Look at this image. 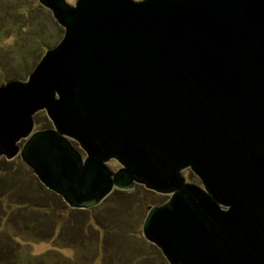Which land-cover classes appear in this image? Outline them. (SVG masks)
Returning <instances> with one entry per match:
<instances>
[{"label":"water","instance_id":"water-1","mask_svg":"<svg viewBox=\"0 0 264 264\" xmlns=\"http://www.w3.org/2000/svg\"><path fill=\"white\" fill-rule=\"evenodd\" d=\"M37 1L64 33L0 85V158L73 209L168 195L141 226L168 264H264V0Z\"/></svg>","mask_w":264,"mask_h":264},{"label":"rangeland","instance_id":"rangeland-1","mask_svg":"<svg viewBox=\"0 0 264 264\" xmlns=\"http://www.w3.org/2000/svg\"><path fill=\"white\" fill-rule=\"evenodd\" d=\"M18 1L21 8L24 5L23 9L28 11L23 16L28 19L26 21L17 16V20H22L19 27L0 25V85L15 80L13 77L16 75L19 77L16 79L25 80L45 51L54 47L64 33L63 27L51 12L38 7L37 0ZM66 1L74 4L76 0ZM7 7L5 17L11 22L15 21L16 16H10L12 6L9 1L0 0V11ZM41 41L46 44L41 45ZM20 49L25 50L22 53L26 52L27 57L24 54L21 61H28L27 71L16 67L20 62L16 59L22 54ZM2 71L8 77L13 76L12 79L1 76ZM35 115L46 116L44 111ZM51 126L50 123L49 127ZM34 130H38L37 126ZM109 163L113 170L119 167L115 161ZM181 174L186 182L201 186L199 178L190 169H184ZM27 176L33 181L31 176ZM34 183L36 189L33 190L32 186L27 188L32 189L30 193L36 194L38 190L43 192L37 182ZM22 191L16 190L14 198L8 199L9 203L12 202L13 210L6 203L0 202V264H167L165 258L159 257L154 247L141 236V226L147 210L151 206L167 203L168 195L147 192L142 185L135 184L134 189L127 193L128 197L133 196L138 202H127L125 210L122 211V207L119 208L114 203L108 205L113 201L108 197L105 202L85 212L80 209L70 210L62 204L61 199L53 196L49 197L53 201L52 212L59 218L54 219L50 209L45 211L39 205L33 207V210L29 206H19L21 197L29 200ZM109 208L112 210V217L109 216ZM38 212H49L48 228L53 223L51 235L48 233L49 236L36 237L41 228L36 220ZM91 223L105 225H102L99 232L98 227H93Z\"/></svg>","mask_w":264,"mask_h":264},{"label":"trees","instance_id":"trees-1","mask_svg":"<svg viewBox=\"0 0 264 264\" xmlns=\"http://www.w3.org/2000/svg\"><path fill=\"white\" fill-rule=\"evenodd\" d=\"M8 1H9L10 5L12 6V8L9 10L11 12L10 16L13 14L14 17L16 16V19H15V21L11 22V21H9V19H7L5 17L7 15V13H8L7 9L9 7H7L6 10H4L2 12L0 11V25L5 24V25H12L14 27H17V26L19 27L22 24L21 23L22 20L21 21L17 20V16L19 17V19L23 18V16H25V13L28 12V11L23 9L24 5L21 8L20 2L18 0H8ZM37 5H38V7L42 8L41 5H39V4H37ZM15 9H17V10H15ZM42 9H44V8H42ZM23 19L27 21L28 18H23ZM0 30H1V27H0ZM43 43L44 42L41 41V45ZM44 44H46V43H44ZM20 51L22 53L25 50L20 49ZM24 54L26 56V52H24L21 55H19L20 57H18L16 59V61H20L18 63V66L16 65V67H19L20 70L27 71V69L29 68V64H27L28 61L27 60L26 61H21V59L24 58L23 57ZM2 75H4L6 78L8 77V76H6L5 72H3V71L1 72V76ZM12 77L13 76H9L8 78L12 79ZM16 78H19V77L17 75L13 77V79H16ZM33 119H34V125L37 126L38 129H44V128L50 126V121L46 118V116L38 117L37 115H34ZM1 159H2V161L0 162V202H3L4 204L6 203L8 205V207L13 210L14 207L11 204L12 202L9 203L8 199L10 200V197L12 199L14 198L16 190H18V191L23 190L22 192H23V194H25L24 196L28 197L29 200H27V198L21 197V199H19V201H20L19 204H18L19 206L20 205L21 206L24 205V206H27V207L29 206L30 209L33 210L32 209L33 207H36L37 205H39V206L42 207V209H45V211H49V209H50L51 216L54 219H59L52 212L53 201L51 199H49V197H53L54 196L56 199H61V200H62V198L59 195L55 194L54 192L48 190L46 187H44L38 181L36 176L33 174L32 170L19 157H15L14 159H11V160H6L4 158H1ZM27 174L32 177L34 182L35 181L37 182V184L43 190V192L38 190V192L36 194H32L33 192L30 193V191L32 189L28 190L27 188H30L32 186L33 190H34V189H36V187L33 185L34 182L27 176ZM137 186H139V185L137 184ZM26 190H28V191H26ZM129 191L130 190L124 191V190L113 189L111 191V193L108 194L99 204H101L106 198L111 197L113 199V201H110L108 203V205H111V204L114 203V204H116L117 207H119V208L122 207L121 209L123 211V210L126 209L125 204L127 202H136V203L138 202L137 199L133 198V196L132 197H130V196L128 197L129 194L127 192H129ZM147 192H151V191L147 190ZM7 194H9V196ZM62 202H63L62 203L63 205L68 207L70 210L71 209L73 210V208H70L68 205H66V203L63 200H62ZM75 210H79V209H75ZM86 210H90V209H80L81 212H85ZM109 210H110L109 216H111L112 215V213H111L112 210H111V208H109ZM38 214L39 215H36V220L40 224L41 228L40 229L38 228L39 231H38V233H37L38 235L36 237H39V236H44L45 237V236L51 235V233L53 231V229H52L53 223L51 225V228L50 227L48 228V223H47L48 219H47V217H49V215H47V214H49V212L48 213L38 212ZM92 223H91V225H94L93 227H98L99 232H101V228H103L102 225L103 226L105 225V223L104 224H97V223L96 224H92ZM104 229H105V227H104ZM48 233H49V235H47ZM141 236H143L142 233H141ZM41 238H39V239H41ZM148 243H149V245L154 247L155 251L158 253V254L157 253L156 254L159 257H163L162 253L160 252V250L158 248H156L155 245H153L150 242H148ZM0 255H2L1 251H0ZM159 257H158V259H160ZM163 259H164V257H163ZM1 260L2 259H0V263L2 262ZM161 261H163V260H161ZM164 261H166V259H164ZM166 263L168 264V262H166Z\"/></svg>","mask_w":264,"mask_h":264},{"label":"flooded vegetation","instance_id":"flooded-vegetation-1","mask_svg":"<svg viewBox=\"0 0 264 264\" xmlns=\"http://www.w3.org/2000/svg\"><path fill=\"white\" fill-rule=\"evenodd\" d=\"M134 1H138V0H134ZM51 123V122H50ZM74 144H76V142H74ZM77 145V144H76ZM113 161V160H112ZM111 162V161H110ZM119 166V165H118ZM186 169H189V168H186ZM183 171V170H182ZM181 171V172H182ZM182 175V174H181ZM183 177V176H182ZM184 179V178H183ZM186 182V181H185ZM144 187V186H143ZM146 189V188H145ZM148 190V189H147ZM149 191H151V190H149ZM152 192H154V191H152ZM156 193V192H155ZM158 194H160V193H158Z\"/></svg>","mask_w":264,"mask_h":264}]
</instances>
